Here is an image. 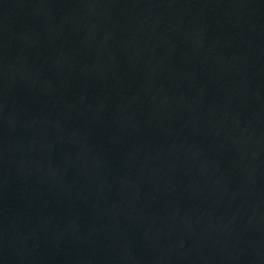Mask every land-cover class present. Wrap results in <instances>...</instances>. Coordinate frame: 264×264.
I'll return each instance as SVG.
<instances>
[{"label": "water", "instance_id": "95a60500", "mask_svg": "<svg viewBox=\"0 0 264 264\" xmlns=\"http://www.w3.org/2000/svg\"><path fill=\"white\" fill-rule=\"evenodd\" d=\"M0 264H264V0H0Z\"/></svg>", "mask_w": 264, "mask_h": 264}]
</instances>
